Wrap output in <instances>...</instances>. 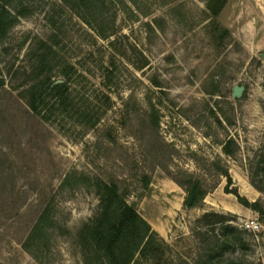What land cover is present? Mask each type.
<instances>
[{"label": "rangeland", "instance_id": "rangeland-1", "mask_svg": "<svg viewBox=\"0 0 264 264\" xmlns=\"http://www.w3.org/2000/svg\"><path fill=\"white\" fill-rule=\"evenodd\" d=\"M123 1L113 0L102 36L62 0L0 2L15 18L0 43V264H82L76 235L98 209L94 175L118 177L128 203L168 245L151 264H264V222L233 194L264 205V0H226L216 19L209 0ZM45 41L59 67L53 80L73 68L76 116L85 110L112 126L115 144L97 146L92 129L67 117L47 122L32 113L27 91ZM107 69L113 79H104ZM235 86L244 87L240 98ZM137 110L157 117L176 153L174 177L191 174L205 189L220 180L199 206L184 207L189 192L161 168L143 186ZM230 138L234 157L217 143ZM46 207L55 223L38 262L22 245ZM208 212L229 219L230 229L214 227L217 246L211 234L191 231Z\"/></svg>", "mask_w": 264, "mask_h": 264}, {"label": "trees", "instance_id": "trees-1", "mask_svg": "<svg viewBox=\"0 0 264 264\" xmlns=\"http://www.w3.org/2000/svg\"><path fill=\"white\" fill-rule=\"evenodd\" d=\"M62 1L98 34L101 36L104 34L102 22L105 16L111 12L110 6L113 4V0ZM118 1L120 4H125L123 0ZM225 5L226 0L207 1V9L213 19L217 18ZM14 24L15 18L11 15L6 4L0 3V43ZM220 36L222 39L229 36V30L224 28ZM48 43L50 42L42 43L38 51L39 56L36 57V65L33 68L34 82L31 83L27 91V103L30 110L35 116L47 122L53 117L63 116L74 123L92 129L96 135L97 146L103 143L115 144L112 126H100V119L91 117L85 110L76 116L74 110L76 109L77 96L70 77L73 68L63 66L62 73L65 79L61 82L53 80L52 72L59 67L58 63H55V51ZM112 74V70L107 69L104 79H113ZM3 84V80L0 79V89ZM104 87L107 88L108 85ZM103 95L106 101L111 104L110 96ZM134 128L136 141L142 151L139 163L141 165L144 163L142 165L144 171L140 177L144 187L149 186L151 173L155 169L161 168L167 177L186 192L196 185V199L192 205H188L187 199L184 201V207L194 208L199 206L205 196L219 184L220 180L218 179L210 189H205L203 181L194 179L191 174L183 173L184 179H178L172 175L170 166L176 156L175 150L160 137L157 117L150 110L136 111ZM206 136L208 135L206 134ZM217 143L222 146L226 155L234 157L235 149L232 146H236V143L233 139L230 138L226 142L217 141ZM212 166L215 168L218 178H223L227 184H231L232 178L227 169L221 168L217 163ZM88 179L95 190L98 209L94 216L83 224L76 235L82 264H151L157 257H160L163 249L168 245L142 218L135 206L128 203V194L123 190L118 177L115 175H104V177L94 175ZM67 180L68 178L65 179V182ZM233 194L239 204L256 212L260 220L264 222V205L259 200L249 202L237 192ZM228 221L226 215L208 212L193 223L191 231L197 239L208 238L211 234L216 238L215 246H217L219 241L218 235L214 234V227L217 225L226 226ZM54 223L50 207L44 208L22 245L23 249L38 262H41L45 254L50 251L49 233ZM226 227L231 228L229 225Z\"/></svg>", "mask_w": 264, "mask_h": 264}, {"label": "water", "instance_id": "water-1", "mask_svg": "<svg viewBox=\"0 0 264 264\" xmlns=\"http://www.w3.org/2000/svg\"><path fill=\"white\" fill-rule=\"evenodd\" d=\"M58 82H61V81H58ZM243 92H244V87L235 86L233 88V98H240ZM195 199H196V185H194L189 191L188 198H187L188 205H192Z\"/></svg>", "mask_w": 264, "mask_h": 264}, {"label": "built area", "instance_id": "built-area-1", "mask_svg": "<svg viewBox=\"0 0 264 264\" xmlns=\"http://www.w3.org/2000/svg\"><path fill=\"white\" fill-rule=\"evenodd\" d=\"M249 227L251 228V229H257L258 228V225L256 224V223H251V225H249Z\"/></svg>", "mask_w": 264, "mask_h": 264}, {"label": "crops", "instance_id": "crops-1", "mask_svg": "<svg viewBox=\"0 0 264 264\" xmlns=\"http://www.w3.org/2000/svg\"><path fill=\"white\" fill-rule=\"evenodd\" d=\"M264 63V62H263Z\"/></svg>", "mask_w": 264, "mask_h": 264}]
</instances>
